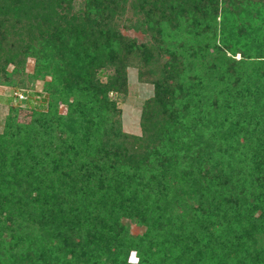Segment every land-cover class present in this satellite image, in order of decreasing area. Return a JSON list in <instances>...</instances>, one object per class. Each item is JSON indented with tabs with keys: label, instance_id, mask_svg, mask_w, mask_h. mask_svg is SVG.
<instances>
[{
	"label": "trees",
	"instance_id": "obj_1",
	"mask_svg": "<svg viewBox=\"0 0 264 264\" xmlns=\"http://www.w3.org/2000/svg\"><path fill=\"white\" fill-rule=\"evenodd\" d=\"M46 77L15 91L26 147L0 133V264H264V0H0V84ZM131 80L152 87L140 136Z\"/></svg>",
	"mask_w": 264,
	"mask_h": 264
},
{
	"label": "rangeland",
	"instance_id": "obj_2",
	"mask_svg": "<svg viewBox=\"0 0 264 264\" xmlns=\"http://www.w3.org/2000/svg\"><path fill=\"white\" fill-rule=\"evenodd\" d=\"M118 30L120 31L121 36L132 40L135 42L136 46L138 43L147 45L152 44V41L148 40V37L142 35L141 32H135L133 28H131L130 24L127 22V15L123 17V20L118 21ZM141 31V30H140ZM140 44V45H141ZM116 49L115 52H117ZM121 54V53H120ZM120 54L116 55V59H113L114 64H108L106 67L103 66L102 72L99 74V80L101 82H105L107 80V76L115 75L121 70H124L122 67L127 68V74H133L132 68L139 67L137 63V56L135 58L133 53H129L126 59L120 60ZM240 57L237 55L235 57L238 60ZM211 67V65H208ZM12 66L7 67V71L10 72L12 70ZM36 69L35 61L33 58H26L25 65L23 66V78L25 75H31L33 71ZM126 71V69H125ZM124 72V71H123ZM20 74L15 76L14 79H18ZM128 77V76H127ZM130 78V77H129ZM131 79V78H130ZM129 79V81H130ZM136 79V78H135ZM138 80V79H137ZM135 80V81H137ZM50 81V77H46L42 80H33L32 83H29L28 80L25 79L23 86L18 85H2L0 84V133L7 134L11 136L13 139L10 142V149H14V146L19 147H26V139L27 134L33 130V120H34V112L33 108L31 109L25 104V97L18 102L13 98L15 91H32L36 93H45L44 87L45 84ZM134 80L127 84V95L125 99L119 104V109H122L123 112V123H122V132L128 135L140 136L141 129L139 127L138 119H139V111L141 105L143 104L144 100L151 96L152 94V87L149 85H141L139 82H135ZM47 96V95H45ZM110 98H115L117 101L118 97L115 94L110 93ZM32 107H36L39 105V99L35 97L33 102L31 103ZM67 107L65 104L59 103L55 105V112L59 117L65 115ZM33 135V133H32ZM78 136H81V133H77ZM34 137V136H33ZM32 137V138H33ZM16 138H20L21 142L15 144ZM21 146V147H20ZM129 230L131 235H138L142 233V229L137 226L135 223L130 222ZM129 262H136L137 257L136 253L132 251L129 255Z\"/></svg>",
	"mask_w": 264,
	"mask_h": 264
},
{
	"label": "built area",
	"instance_id": "obj_3",
	"mask_svg": "<svg viewBox=\"0 0 264 264\" xmlns=\"http://www.w3.org/2000/svg\"><path fill=\"white\" fill-rule=\"evenodd\" d=\"M14 99L17 100L18 102H21L22 99H24V95L22 93H18V92H14ZM26 100V97L24 99V101Z\"/></svg>",
	"mask_w": 264,
	"mask_h": 264
}]
</instances>
